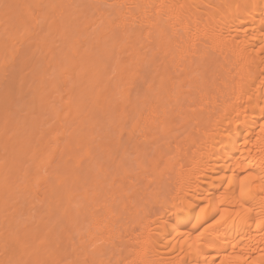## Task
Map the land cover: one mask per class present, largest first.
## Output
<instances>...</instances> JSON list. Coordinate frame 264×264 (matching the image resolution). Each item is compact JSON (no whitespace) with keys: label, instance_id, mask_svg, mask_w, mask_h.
I'll return each mask as SVG.
<instances>
[{"label":"bare ground","instance_id":"obj_1","mask_svg":"<svg viewBox=\"0 0 264 264\" xmlns=\"http://www.w3.org/2000/svg\"><path fill=\"white\" fill-rule=\"evenodd\" d=\"M0 25L38 28L0 80V264H264V0H0ZM17 32L0 38L4 64ZM19 101L33 131L56 120L59 159L77 152L104 178L82 205L66 181L59 233L41 219L24 229L11 205L23 189L33 204L57 198L49 181L35 197L34 166L23 188L10 182L35 133L8 135L26 123H11ZM95 110L110 117L98 141L79 132Z\"/></svg>","mask_w":264,"mask_h":264},{"label":"rangeland","instance_id":"obj_2","mask_svg":"<svg viewBox=\"0 0 264 264\" xmlns=\"http://www.w3.org/2000/svg\"><path fill=\"white\" fill-rule=\"evenodd\" d=\"M3 21V20H2ZM2 23V22H1ZM6 26H1L0 25V38H1V36H5V34L6 33H4V31H5V29L6 30H8V31H10V32H8V31H6V32H8L7 34H6V37L7 36H9V34H11V32H12V34H13V32H17V30H18V27H17V29H16V27H15V31H14V27L13 26H9V27H6ZM5 28V29H4ZM20 29H22V28H19V32H17V37H18V39H15L16 40V42L13 40V45H15L14 46V48H15V50H14V55L11 57V59H9V60H7V62H6V60H5V63L6 64H4V62H1L0 61V63H2V64H0V80H1V82H2V79H6L8 76H9V74H10V72H11V70H13V68H12V66L14 65V60H15V62L16 61H18V59H19V57H18V55L22 52V50H23V48H24V46H27L28 44H29V42H30V36L33 34V32H35L38 28H33L30 32H26V33H22V31L20 30ZM11 30H13V31H11ZM4 33V34H3ZM30 33H32V34H30ZM3 34V35H2ZM11 34V35H12ZM14 34H16V33H14ZM26 34V35H25ZM22 37H21V36ZM20 36V37H19ZM5 37V38H6ZM21 38H23V39H21ZM19 39H21V40H19ZM22 41V42H21ZM15 43V44H14ZM22 43H24V44H22ZM19 45V46H18ZM13 48V49H14ZM17 49V50H16ZM19 50V51H18ZM17 52V54H15ZM117 54H119V57H121L122 58V56L123 57H125L126 56V54H125V52H124V54H123V52H121V54L120 53H118L117 51L114 53V55H113V57H114V59L112 58V62H114V60L116 59V57H118L117 56ZM17 55V56H16ZM116 56V57H115ZM14 57V58H13ZM13 62V63H12ZM17 63V62H16ZM3 66V67H2ZM3 72V73H2ZM2 74V75H1ZM4 75V76H3ZM10 79V78H9ZM8 79V80H9ZM4 80H3V83H4ZM7 80V79H6ZM5 80V81H6ZM5 83H8V81L7 82H5ZM3 84V86H1V87H3L4 88V86L5 85H7V84ZM0 85H2V84H0ZM2 92V91H1ZM1 94V93H0ZM27 98L26 97H24L22 100H23V102H24V100L25 101H27L26 100ZM1 103H3V102H1L0 101V104ZM19 104V105H18ZM18 106H19V108H18V110H19V112L16 114V116H17V118L15 119V117L12 119L13 120V122H12V120H11V123L12 124H14V121L16 122V121H18L19 120V118H20V120H21V118H22V122L19 120V123L18 122H16V124L15 125H19V124H22L23 123V120H25L26 121V123L24 124V127H25V129H24V127H23V124H22V129L24 130V132H23V130H22V132H21V125L20 126H18L19 128V130L20 131H18V129L16 130V132H15V130L13 129V126L14 125H11V128L9 129L10 130V132L8 131V135L9 136H11V137H13L12 138V140H14V142H18V141H22L24 138L26 139L29 135H30V133H33V132H35L34 134H38L37 136L36 135H34L33 134V136L31 137V139L33 140L32 142H31V139H30V143L28 144L27 143V146L28 145H30L29 146V149L26 147V145H25V150H26V152H27V154H24L25 155V157H21L20 159H19V163L18 164H16L15 165V168L13 167L14 166V164L11 166V168H12V170L11 169H9L10 170V172L11 173H8V175L9 176H11V178H10V182L12 183V184H17L18 186L20 185H22V183H23V185H25L26 184V182H25V180H26V178L24 177V175H25V173H28V177L30 178V176H31V174L30 173H32V175L33 174H35L37 171L36 170H38L39 172H38V175H40L39 177L41 178V177H43L44 176V179H42L41 178V180H40V184H39V181H37V183H38V185H37V183H36V185L37 186H35V182L36 181H34L33 180V178L32 179H30V183H34V184H30V186L34 189V191L35 190H37V191H39L38 193H36L37 191H35V193H36V196L35 197H37V198H39V196H41V191H43L44 190V187H43V185H44V183L46 184V183H48V181H49V183L48 184H51L52 185V187H53V190H54V192H56L57 194L55 195L54 194V197L55 196H57V198L56 199H53V200H55V201H52V202H54L53 203V205L55 206V205H58L59 204V206L57 207H54L53 205H49L50 204V202H49V198L47 199L48 201H46V203L47 202H49V204L47 203V206H46V204L44 205V203H43V205L42 204H37V203H39V202H37V203H35V204H33L32 202V200H33V198L31 199V197L29 196V195H25V194H27V193H25L24 192V200L22 199V197H23V195H22V191L24 190H22V191H19V192H15V195L11 198L12 200H11V205L14 203H16V208H19L21 211H19V212H17L16 214H15V217H17V221L19 222V223H21V225H22V227L25 229V228H27L28 226H29V223H30V225H31V223L33 224L34 222H36L37 220H39V219H41L44 223H48V225L51 227V228H54V231L55 232H57V233H59L60 231H62V229H64V226H65V224H64V222H65V220H64V218H65V213H66V211H67V204L65 203L66 201L64 200V194H65V192H68V193H70L71 194V192L73 191V188L75 189V191H73V193H72V195H73V197H74V203H77V205H82V200H83V196L85 195V194H87L89 197L92 195V190H93V188L97 185H99L100 183V181H103V176H99V172H95L96 171V169L94 170V168L93 167H91V168H88L87 167V165L86 164H88L84 159H82V157H81V155H78L79 153H77L76 152V154H73V155H71L72 157L75 155V157H77L76 159H75V157H73V159L72 158H70V155H69V160L71 161V163H70V161L68 160V158H66V160H65V158H63V159H59V153H61V149H60V147H61V143H62V141H63V136H62V134L61 133H57V135H56V132H57V130H58V127H59V125H57L56 123H54L56 120H52V118L49 116V114H47V115H45V116H43V120L41 121L40 119L37 121L38 123H39V125H37V128H36V130L35 131H33L32 129V126H31V124H29L30 123V119H32V118H30V119H28L29 117H34L35 118V114H32V113H34L35 112V110H33V112L31 111L30 112V110L27 108V105L28 104H26L25 106H23V104H22V102L21 101H19L18 102ZM51 104V105H50ZM54 103H53V101L52 100H50V102H49V108H51L52 107V105H53ZM1 105H3V104H1ZM1 105H0V114L3 112V110H1L2 109V107H1ZM21 105V106H20ZM22 112H23V114H22ZM95 112H97L96 114H94ZM88 114H90L91 116L89 117H87V118H84L83 116H82V118H80V119H78V121L80 120L81 121V125L79 126V132L81 133V130L85 133V131H88L86 134L87 135H92L93 133V137L95 138V136H96V140L98 141L99 139H100V133H102L101 131H99V127H100V123L99 122H101V120H102V122H101V125L103 124V123H105V121H107V122H109L110 120H109V116H107V117H105V116H103V115H101V114H99V111H97V110H95L93 113L91 112V113H88ZM87 114V115H88ZM97 115V116H95L94 117V115ZM26 116V115H28L27 116V119H23V118H25V117H23V116ZM30 115V116H29ZM86 115V116H87ZM93 115V116H92ZM1 116L2 115H0V119H1ZM47 116L49 117V118H47ZM92 117V118H91ZM96 118V119H94V118ZM97 117H98V119L100 120V121H98L97 120ZM103 117H105V118H103ZM109 117V118H108ZM90 118H91V121H89L90 120ZM27 120H28V122H27ZM93 120H95V122L93 121ZM103 120H105V121H103ZM24 121V122H25ZM41 121V122H40ZM44 121V122H43ZM79 121V122H80ZM98 121V122H97ZM2 122V121H1ZM106 122V123H107ZM28 123V124H27ZM83 123V124H82ZM94 123H96V124H98V127H94L93 125H94ZM44 124V125H43ZM29 125V127H30V129H29V127H27ZM42 129H41V128ZM87 127V128H86ZM93 128V130H91L92 128ZM32 128V129H31ZM60 128V127H59ZM85 129V130H83V129ZM89 128V129H88ZM28 129V130H27ZM38 129V130H37ZM46 130L47 131V129H49L47 132H44V135H48L49 134V136H50V132L52 133L51 134V139H50V137H48V138H46V139H44V137H41V135H40V132L42 131V130ZM61 129V128H60ZM13 130H14V132H15V134H13L12 132H13ZM27 130V132H25ZM98 130V132L99 133H97L96 131ZM12 131V132H11ZM31 131H33V132H31ZM91 131L93 132L92 134H91ZM17 132H18V134H17ZM21 132V133H20ZM49 132V133H48ZM59 132V131H58ZM10 133H12V134H10ZM20 133V134H19ZM27 133V134H26ZM28 133H29V135H28ZM45 133H47V134H45ZM17 134V135H16ZM21 134H23V136L21 135ZM85 134V135H86ZM96 134V135H95ZM40 135V136H39ZM55 135V136H54ZM60 135V136H59ZM15 136V137H14ZM19 136H21V137H19ZM26 136V137H25ZM54 138H53V137ZM33 137H34V139H33ZM38 137H41L40 139H37ZM46 137V136H45ZM16 138V139H15ZM57 140H56V139ZM44 139V140H43ZM48 139H50L51 141H50V143L48 142L49 140ZM55 139V140H54ZM38 140V141H37ZM42 140V141H41ZM48 140V141H47ZM24 141V140H23ZM47 141V142H46ZM54 141V142H53ZM59 142V143H57V142ZM37 142H39V143H37ZM41 142V143H40ZM45 142V143H44ZM47 143V144H46ZM50 145H49V144ZM26 144V143H25ZM32 144V145H31ZM57 144V146H55ZM46 145H48V146H46ZM55 146V147H53V146ZM96 145V144H95ZM94 145V146H95ZM34 146H35V150H37L38 148V151H36V154H35V152H34V154H33V150H34ZM37 146V147H36ZM42 146H44L43 147V149H42ZM27 148V149H26ZM31 149H32V151H31ZM46 149H47V151H46ZM34 150V151H35ZM45 150V151H44ZM42 151V152H41ZM53 151V152H52ZM25 152V153H26ZM39 152H41V153H39ZM55 152V153H54ZM43 153H45V155L43 154ZM47 153V154H46ZM53 155H52V154ZM41 154V155H40ZM49 154V155H48ZM47 155V156H46ZM38 156V157H37ZM80 156V157H79ZM101 156V155H100ZM100 156L98 157V160H99V158H100ZM32 157V158H31ZM40 157V158H39ZM46 157V158H45ZM102 157V156H101ZM111 157V158H110ZM115 157V156H114ZM114 157L113 156H109V159L107 160V159H105V162L107 161V162H109L110 163V161H113V159H114ZM39 158V159H38ZM42 158L44 159V160H42ZM108 158V157H107ZM42 161H41V160ZM49 159H51V160H49ZM21 160V161H20ZM34 160V162H32ZM60 162H59V161ZM62 160H64L63 162H62ZM73 160V161H72ZM81 160V161H80ZM48 161V162H47ZM59 163H58V162ZM66 161H67V163H66ZM75 161V162H74ZM83 161V162H82ZM16 162H18V161H15L14 163H16ZM32 162V163H31ZM36 162V163H35ZM40 162H41V165H38V166H41V167H38L37 166V164H40ZM57 162V163H56ZM65 162V163H64ZM78 162L81 164V166H80V168L79 169H77V173H78V175H79V178L81 179L82 178V180H80V182H79V186H81V187H79L78 185H76L75 184V181L73 180L74 178H73V169H74V167H76L77 165H78ZM104 162V161H103ZM105 162H104V164H105ZM106 162V163H107ZM34 163V164H33ZM77 165H76V164ZM84 163V164H83ZM30 164V165H29ZM48 164V165H47ZM61 164H63V165H61ZM64 164H67V165H64ZM70 164H73L72 166L73 167H71V165ZM18 165V166H17ZM45 165V166H44ZM26 166V167H25ZM33 166H34V169H36V170H34L33 169ZM60 166V168H58V167ZM64 166H65V168H64ZM68 166H69V168L70 169H68ZM84 168H83V167ZM28 167V168H27ZM30 167V168H29ZM32 167V168H31ZM38 167V168H37ZM42 167H43V169H42ZM44 167H45V169H44ZM9 168V167H8ZM28 169V170H26V169ZM51 168V169H50ZM55 168V169H54ZM58 168V170H56ZM62 168L64 169V170H62ZM67 168V170H69V171H67V170H65ZM72 168V169H71ZM53 169V170H52ZM80 169H82V170H80ZM85 169V170H84ZM8 170V171H9ZM16 170V171H15ZM26 170V171H25ZM52 170V171H51ZM60 170H62L61 172H60ZM14 171V172H13ZM30 171V172H29ZM36 171V172H35ZM54 171V172H53ZM57 171V172H56ZM63 171H67L66 173H64ZM71 171V172H70ZM86 171H87V173H86ZM46 172V173H45ZM52 172V173H51ZM70 174H69V173ZM81 172V173H80ZM40 173V174H39ZM41 173H42V176H41ZM50 173V174H49ZM61 173V174H60ZM62 173H64V174H62ZM89 173V174H88ZM48 174V175H47ZM51 174H53V175H51ZM63 175V176H56V175ZM72 174V175H71ZM82 174V175H81ZM84 174H86V176H84ZM95 174V175H94ZM97 174V175H96ZM30 175V176H29ZM67 175H69L68 177H67ZM90 175V176H89ZM64 176H66L67 177V179H66V177L65 178H63ZM71 176V177H70ZM83 176H84V178H83ZM87 176H88V178H87ZM45 177H47V178H45ZM51 178H52V180H51ZM54 178H63V179H66V180H62V179H60V181L62 182V187H67V188H64V189H62L61 191H60V189L58 190L57 189V191H56V187L58 186V180H56V179H54ZM86 178V179H85ZM83 180H85V181H83ZM89 180H91V181H89ZM97 180H100V181H97ZM41 181H43V183L41 182ZM52 181V182H51ZM54 181V182H53ZM55 181H56V184H55ZM69 182V181H71V183L70 184H73V186L74 187H72V185H69V183H67V182ZM90 182V184L88 185L87 184V182ZM24 182H25V184H24ZM98 182V183H97ZM53 183H54V185H53ZM66 183V184H65ZM84 183H85V185H84ZM16 184L14 185V186H16ZM64 184V185H63ZM68 184V185H67ZM78 184V183H77ZM94 184V185H93ZM42 185V186H41ZM66 185V186H65ZM83 185V186H82ZM39 186V187H38ZM44 186H46V185H44ZM55 186V187H54ZM85 186H87V187H85ZM22 188H23V186H21ZM69 187H71V188H69ZM83 188V189H82ZM86 188H89V189H87L86 190ZM39 189V190H38ZM41 189V190H40ZM85 189V190H84ZM68 190H70V192L68 191ZM82 190H83V192H86V193H83L82 194ZM59 191V192H58ZM78 191V192H77ZM81 191V192H80ZM21 192V193H20ZM61 192V193H60ZM62 192H63V195H62ZM40 193V195L39 196H37L38 194ZM60 193V194H59ZM75 193V194H74ZM77 193H80V194H77ZM67 194V193H66ZM17 195V196H16ZM19 195V196H18ZM78 195V196H77ZM26 196H28V197H26ZM49 196V195H48ZM59 196H61V199L59 198ZM26 197V198H25ZM30 197V198H29ZM53 197V198H54ZM21 198V199H20ZM29 198V200L27 201V199ZM40 199V198H39ZM58 199H60V200H62L61 202H59V200ZM64 200V201H63ZM76 201V202H75ZM80 201V202H79ZM22 202H25V205H23L24 203H22ZM40 203H42V202H40ZM65 205H64V204ZM13 204V205H14ZM33 204V205H32ZM12 205V206H13ZM11 206V207H12ZM18 206V207H17ZM26 206V207H25ZM30 206V207H29ZM11 207H9L10 208V213L14 210V209H12ZM35 207V208H34ZM42 207V208H41ZM54 207V208H53ZM65 207V208H64ZM39 208V209H38ZM42 210H41V209ZM46 208V209H45ZM51 208H53L55 211H57L56 213H55V211H54V213L52 212L51 213V210L53 211V209H51ZM64 211H63V210ZM28 210V211H27ZM46 210V211H45ZM60 210V211H59ZM22 211H24V213L22 212ZM33 213H32V212ZM50 211V212H49ZM26 212V213H25ZM30 212V213H29ZM36 212V213H35ZM41 212H42V214H41ZM46 212V213H45ZM59 212V213H58ZM45 213V214H44ZM11 214H13V213H11ZM19 214V215H18ZM24 214V215H23ZM26 214H28V215H31V217H33V219L31 218L30 220H29V218L27 217V215ZM33 214V215H32ZM56 214H58V215H56ZM62 214V215H61ZM46 215V217H44ZM48 215V216H47ZM61 215V216H60ZM64 215V216H63ZM24 216V217H23ZM40 216V217H39ZM50 216V217H49ZM62 217V218H61ZM20 218V219H19ZM45 218H47V220L45 219ZM52 218V219H51ZM48 219H49V221H48ZM62 219H63V221H62ZM53 221V222H52ZM62 221V222H61ZM51 223V224H50ZM62 223V224H61ZM55 224V225H54ZM54 225V226H53ZM61 225V226H60ZM25 226V227H24ZM53 226V227H52ZM62 228V229H61ZM57 230V231H56Z\"/></svg>","mask_w":264,"mask_h":264},{"label":"snow or ice","instance_id":"obj_3","mask_svg":"<svg viewBox=\"0 0 264 264\" xmlns=\"http://www.w3.org/2000/svg\"><path fill=\"white\" fill-rule=\"evenodd\" d=\"M245 191H246L245 188L242 187L241 190H240V194H241V196L245 195ZM261 191L264 192V185L261 186ZM223 219H224V216H223V215H220V216H219V219L214 218V222L218 224V223H220Z\"/></svg>","mask_w":264,"mask_h":264}]
</instances>
